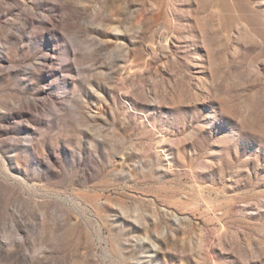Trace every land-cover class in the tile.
Segmentation results:
<instances>
[{"label":"rangeland","instance_id":"rangeland-1","mask_svg":"<svg viewBox=\"0 0 264 264\" xmlns=\"http://www.w3.org/2000/svg\"><path fill=\"white\" fill-rule=\"evenodd\" d=\"M0 264H264V0H0Z\"/></svg>","mask_w":264,"mask_h":264}]
</instances>
